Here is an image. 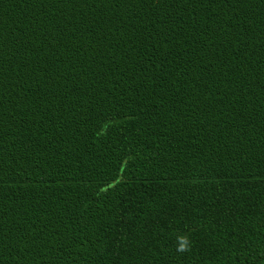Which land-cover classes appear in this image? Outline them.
<instances>
[{
	"label": "trees",
	"instance_id": "trees-1",
	"mask_svg": "<svg viewBox=\"0 0 264 264\" xmlns=\"http://www.w3.org/2000/svg\"><path fill=\"white\" fill-rule=\"evenodd\" d=\"M0 264H264V0H0Z\"/></svg>",
	"mask_w": 264,
	"mask_h": 264
},
{
	"label": "clouds",
	"instance_id": "clouds-1",
	"mask_svg": "<svg viewBox=\"0 0 264 264\" xmlns=\"http://www.w3.org/2000/svg\"><path fill=\"white\" fill-rule=\"evenodd\" d=\"M175 251L180 254L191 251V241L186 234L176 236Z\"/></svg>",
	"mask_w": 264,
	"mask_h": 264
}]
</instances>
